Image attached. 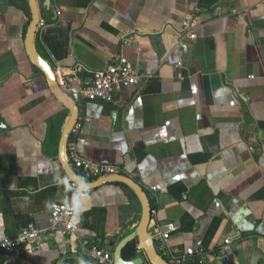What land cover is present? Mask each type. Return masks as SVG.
<instances>
[{"label":"crops","instance_id":"1","mask_svg":"<svg viewBox=\"0 0 264 264\" xmlns=\"http://www.w3.org/2000/svg\"><path fill=\"white\" fill-rule=\"evenodd\" d=\"M120 55L142 79L112 101L60 89ZM72 147L138 189L85 180ZM53 202L75 206L74 234L47 229ZM29 222L0 264H99L91 247L134 232L138 264H264V0H0V241Z\"/></svg>","mask_w":264,"mask_h":264},{"label":"built area","instance_id":"2","mask_svg":"<svg viewBox=\"0 0 264 264\" xmlns=\"http://www.w3.org/2000/svg\"><path fill=\"white\" fill-rule=\"evenodd\" d=\"M197 26V17L195 14L183 18L180 21L179 33H185L190 39L194 38L193 29ZM77 68L80 66L76 65ZM75 69L71 75H59V87L67 94L73 102L82 100L101 99L103 101H112L115 90L120 84L136 86L142 79L135 63L124 55L118 56L105 67L91 72L89 82L80 84L75 75ZM72 82L77 84L71 85ZM88 121V118L83 119ZM82 122L73 125L72 133L79 135L82 131ZM70 156L72 157L74 167L82 174L85 180L92 181L105 177L120 176L122 170L117 164H105L93 162L82 157L74 147L70 148ZM75 186V183H71ZM155 190V188H153ZM75 213V206L70 202H53L49 207L48 226L47 229L53 232L61 231L66 234H74L76 228L69 223V219ZM40 229L34 223L29 222L21 228L18 234L12 238H4L0 241V250L4 252H13L27 240L37 237ZM151 241L156 240L160 249L166 248V237L157 233L150 237ZM89 255L95 262L99 264H114V255L105 246H93L89 250ZM184 262V256L181 258L173 257L170 259L171 264H181Z\"/></svg>","mask_w":264,"mask_h":264},{"label":"water","instance_id":"3","mask_svg":"<svg viewBox=\"0 0 264 264\" xmlns=\"http://www.w3.org/2000/svg\"><path fill=\"white\" fill-rule=\"evenodd\" d=\"M76 117H77V114L75 113V116L72 120V122L70 123V126H69V130L72 128L75 120H76ZM115 180H118V181H122V182H126L128 184H130L131 186H133L134 188L138 189L137 185L135 183H133L130 179L124 177V176H112V177H105L103 178L102 180H100L99 182H103V181H115ZM98 182V183H99ZM80 186H84L86 184L82 183V182H77ZM98 183H93V184H90L91 186L93 185H98ZM146 211H147V214L149 213V208L147 206L146 208ZM148 217V216H146ZM147 219V218H146ZM145 225L143 224V227ZM143 233V234H142ZM141 234H139V239L140 241L142 242V246L144 248V250L146 252H149L150 250H153V246L151 244V242L146 238L147 235H146V232L145 230H143ZM137 234L134 232L132 234H129L127 236H125L124 238H122L120 240V242L115 246L114 248V251H113V255H114V264H138L141 260L140 258H135V259H132V260H125L122 258V249L123 247L132 239L136 236ZM111 245H113V242H111Z\"/></svg>","mask_w":264,"mask_h":264},{"label":"trees","instance_id":"4","mask_svg":"<svg viewBox=\"0 0 264 264\" xmlns=\"http://www.w3.org/2000/svg\"><path fill=\"white\" fill-rule=\"evenodd\" d=\"M139 251L138 246L130 240L122 249V258L125 260L130 259L131 257L136 256Z\"/></svg>","mask_w":264,"mask_h":264}]
</instances>
